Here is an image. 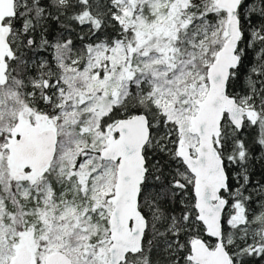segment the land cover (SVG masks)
<instances>
[{"label":"snow or ice","instance_id":"1","mask_svg":"<svg viewBox=\"0 0 264 264\" xmlns=\"http://www.w3.org/2000/svg\"><path fill=\"white\" fill-rule=\"evenodd\" d=\"M0 264H264V0H0Z\"/></svg>","mask_w":264,"mask_h":264}]
</instances>
